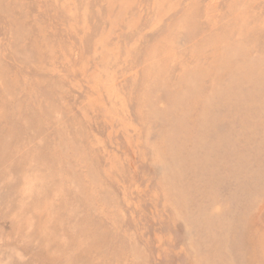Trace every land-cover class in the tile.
Instances as JSON below:
<instances>
[{
  "label": "rangeland",
  "instance_id": "1",
  "mask_svg": "<svg viewBox=\"0 0 264 264\" xmlns=\"http://www.w3.org/2000/svg\"><path fill=\"white\" fill-rule=\"evenodd\" d=\"M0 264H264V0H0Z\"/></svg>",
  "mask_w": 264,
  "mask_h": 264
}]
</instances>
